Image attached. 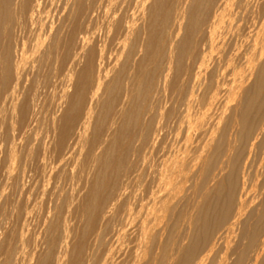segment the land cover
<instances>
[{
    "label": "bare ground",
    "instance_id": "obj_1",
    "mask_svg": "<svg viewBox=\"0 0 264 264\" xmlns=\"http://www.w3.org/2000/svg\"><path fill=\"white\" fill-rule=\"evenodd\" d=\"M263 1L0 0V264H264Z\"/></svg>",
    "mask_w": 264,
    "mask_h": 264
},
{
    "label": "rangeland",
    "instance_id": "obj_2",
    "mask_svg": "<svg viewBox=\"0 0 264 264\" xmlns=\"http://www.w3.org/2000/svg\"><path fill=\"white\" fill-rule=\"evenodd\" d=\"M264 2V1H263ZM41 73V72H40ZM38 74V76H37V79L38 80H41V81H39L40 83L38 84V80H36V82H37V85H38V92L39 93H43L41 96H39V101H40V103H41V105L44 107L43 109H44V111L45 112H47V110L46 109H48V107H49V104L50 103H53V102H55L56 100H57V98H58V96L60 97V95H61V93L62 92H60V88L61 87H65V85L63 84V82H60V81H57V82H55L54 80H52V82L49 80V78L47 77V74L46 73H44V72H42V75L41 74ZM44 73V74H43ZM43 75H46V80H45V77H43ZM41 76H42V78H41ZM40 78V79H39ZM44 81V82H43ZM46 81V82H45ZM54 81V82H53ZM45 83H47V85L49 86V88H48V86L45 84V86H47V87H45L44 86V84ZM53 83H56L55 85H53ZM58 83L59 84H63V85H61V86H58ZM41 85V86H40ZM43 85V86H42ZM52 86H55V87H53L52 88ZM57 86V87H56ZM59 87V88H58ZM41 88V89H40ZM42 88L43 89H45L44 91L46 92V94L44 93V91L42 90ZM52 89V90H51ZM54 89V90H53ZM64 89V88H63ZM41 90H42V92H41ZM61 90H62V88H61ZM48 93V94H47ZM70 93V92H69ZM54 94V95H53ZM40 95V94H39ZM55 96L54 98H52V99H50L52 96ZM43 96V97H42ZM45 96V97H44ZM49 96H51V97H49ZM51 100V101H49V99ZM57 97V98H56ZM41 98V99H40ZM44 98V99H43ZM56 98V100H54ZM46 99V100H45ZM48 99V100H47ZM44 104V105H43ZM64 107V104L62 105V108ZM61 109V108H60ZM49 110H50V108H49ZM251 183H253V182H250V184ZM252 185V184H251ZM254 190V189H253ZM252 190V191H253ZM255 191V190H254ZM253 191V192H254ZM253 192H252V194H253ZM254 194H256V192H254ZM258 202H256L255 201V203L252 205L253 207H255V205L257 204ZM251 206V207H252ZM250 207V208H251Z\"/></svg>",
    "mask_w": 264,
    "mask_h": 264
}]
</instances>
